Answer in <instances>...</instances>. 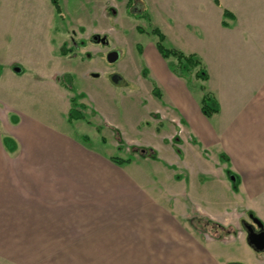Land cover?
Masks as SVG:
<instances>
[{
  "label": "rangeland",
  "instance_id": "374dc122",
  "mask_svg": "<svg viewBox=\"0 0 264 264\" xmlns=\"http://www.w3.org/2000/svg\"><path fill=\"white\" fill-rule=\"evenodd\" d=\"M128 2L0 0V117L10 122L17 110L44 118L48 126L63 133L71 132L79 138L88 135L90 139L85 141L88 145L113 157L128 159L138 153L146 164L149 161L144 169L151 167L156 179L150 186L159 193L161 202L179 214L184 224L197 228L205 246L214 242L229 246L230 254L239 259L230 264H243L240 260L250 253L264 256V251L258 252L245 244L248 243L245 224H253L251 211L264 216V201L248 198L245 203L252 208L248 213L238 198L230 200L229 192L207 170L194 172L200 183L205 179L200 191L196 185L197 196L206 197L215 213L221 215L227 209L222 218L209 219L192 206L189 194H181V188L193 186L191 182L188 185L191 169L201 163L197 155L191 154L190 165L179 160L188 151L185 145L182 148V136L176 133L175 124L179 122L170 116L168 103L153 93L158 86L170 98L177 88L172 76L166 77L164 70L155 64V57L168 63L171 71L176 60L173 57L166 60L159 54L158 37L151 33L154 27H159L166 33L168 47L185 53L193 51L201 60L202 64L194 69L185 66L188 74L184 85L191 95L200 92L203 96L217 88L218 97L234 99L251 91L252 82L264 75V0H134L133 10L140 16L129 12ZM199 3L207 8L213 4L217 12L211 7L205 14L197 12ZM226 3L240 16L239 26L226 28L224 18L234 14L225 7ZM95 35L108 38L109 45L96 41ZM112 51L119 54L115 63L109 62ZM197 71L206 73L208 79L196 76ZM64 73H69L74 92L61 85ZM113 74L121 81L112 80ZM71 97L86 105L85 120L68 121ZM208 105L220 109L213 97ZM162 129L168 130L163 134ZM12 140L10 135H2L10 153L16 149ZM172 148L177 152L175 155ZM158 153L168 162L166 172ZM220 160H226L222 154ZM229 170L225 176L238 191L236 178L233 176L230 181ZM175 180L188 181L175 186ZM95 247L84 245L85 257H96L92 255ZM260 260L264 262V257ZM59 264L139 263L85 260Z\"/></svg>",
  "mask_w": 264,
  "mask_h": 264
},
{
  "label": "crops",
  "instance_id": "0c3cea01",
  "mask_svg": "<svg viewBox=\"0 0 264 264\" xmlns=\"http://www.w3.org/2000/svg\"><path fill=\"white\" fill-rule=\"evenodd\" d=\"M227 5L225 7L232 10ZM196 7V11L203 14L211 8L217 12L213 4L211 8L200 3ZM232 11L233 16L224 18L226 28L242 23L236 10ZM181 36L184 37V33ZM220 48L216 47L218 51ZM155 59L166 77L172 76L171 81L177 88L170 98L163 90L162 98L171 107L170 116L179 122L175 128L182 136L180 145L188 147V153L179 160L190 165L191 154L197 155L201 163L198 168H190L188 185L191 182L193 186L181 188V194H189L192 206L209 219L222 218L226 206L220 215L211 210L206 197L197 196L196 185L200 191L205 179L200 183L194 172L207 170L213 180L229 192L230 200L238 198L240 206L250 213L252 208L245 203L248 198L264 201V75L252 82L251 91L234 99L218 97L215 93L218 89H210L220 109L217 107V112L207 116L202 110L201 93L191 95L184 85L185 76L175 74L168 63ZM214 117L216 119L212 120ZM11 119L14 121L0 117V264H59L85 260L139 264L239 261L223 243L205 246L197 228L184 224L179 214L161 202L159 193L150 186L156 179L151 167L144 169L149 161L146 164L138 153L128 157L133 159L131 163L118 164L112 160V155L95 149L71 132L66 134L48 126L44 118L16 110ZM167 130L161 131L164 134ZM2 135L12 137L16 146L14 152L6 150L7 142L2 141ZM220 154L226 159L224 162ZM157 155L166 172L168 162L161 153ZM217 164L219 169H216ZM227 169H230V181L231 177L236 178L238 191L228 183ZM187 181L175 180L174 185ZM195 181L198 184H194ZM256 215L264 225V216ZM88 244L96 246L92 254L96 257L88 258L87 253L83 254V246ZM253 256L250 253L240 261L264 264L260 260L264 256Z\"/></svg>",
  "mask_w": 264,
  "mask_h": 264
},
{
  "label": "trees",
  "instance_id": "16d2710c",
  "mask_svg": "<svg viewBox=\"0 0 264 264\" xmlns=\"http://www.w3.org/2000/svg\"><path fill=\"white\" fill-rule=\"evenodd\" d=\"M128 6H129V12L130 13H133L135 15L140 16V14H138L137 12H134L135 10H133L134 9V0H129ZM228 15L233 16L232 14H228ZM139 30L143 32V29L140 27H139ZM151 33L155 34L158 37V40L156 42V48H157L158 52L160 53V55L165 59H168L170 57L175 58V60H176L174 62L175 64L173 66H171L173 69V72L175 74H177L179 76L187 77L188 71H185L186 65L190 66V69H194L197 66H200L202 64L201 60L196 58L195 54H193V53L187 54L180 49L168 47L165 43L166 34L159 27H154L152 29ZM63 53H65V51ZM0 73H1V66H0ZM196 76L201 77L203 79H208V76L206 75V73H201L200 71L199 72L197 71ZM69 79H70L69 73H64L60 77V83L63 87L67 88L69 91L74 92L73 85L70 83ZM203 89H204V87H203ZM153 93L157 97L162 99L163 93L159 89L158 86H155L153 88ZM211 99H212V96L209 92H206L202 97V110L207 116H210V115H212L218 111V108H214V107L208 105V101ZM70 101H71L72 106L68 112V121L69 122H75V121L85 120L86 119V115H85L86 105L84 103L78 102L75 97H71ZM80 138L84 142L89 141V139H90L88 135H82ZM145 150H147V149H145ZM113 160L119 164H123V163L129 162L131 159L130 158L124 159L121 157H113Z\"/></svg>",
  "mask_w": 264,
  "mask_h": 264
},
{
  "label": "water",
  "instance_id": "95a60500",
  "mask_svg": "<svg viewBox=\"0 0 264 264\" xmlns=\"http://www.w3.org/2000/svg\"><path fill=\"white\" fill-rule=\"evenodd\" d=\"M97 39V36L95 37ZM105 41V39L103 38ZM109 61L114 62L118 59V53L116 51H113L109 54ZM250 217L252 218L253 223L259 228L258 231L255 230V227L253 225H245L247 229V241L249 245L255 249L256 251H264V225L261 222L260 219L254 216L253 213L250 214Z\"/></svg>",
  "mask_w": 264,
  "mask_h": 264
},
{
  "label": "flooded vegetation",
  "instance_id": "af4514ba",
  "mask_svg": "<svg viewBox=\"0 0 264 264\" xmlns=\"http://www.w3.org/2000/svg\"><path fill=\"white\" fill-rule=\"evenodd\" d=\"M96 36H97V39H95ZM103 38L105 39V41L103 40ZM103 38H100L98 35H95V36H94V39H95L96 41H100L101 44H103V45H107V46H108L109 43H110L109 40H108V38H106V37H103ZM112 52H113V51H112ZM117 53H118V52H117ZM109 54H110V53H109ZM118 59H119V54H118ZM118 59H117L116 61H114V62H111V63H115V62H117ZM109 62H110V61H109ZM116 79H119L118 82L121 81V79L118 78L117 75L113 74V75H112V80H115V81H116ZM252 223H253V222H252ZM245 225H246V224H245ZM247 225H253V226L255 227V230H256V231L259 230V228H258L254 223H253V224H247Z\"/></svg>",
  "mask_w": 264,
  "mask_h": 264
}]
</instances>
